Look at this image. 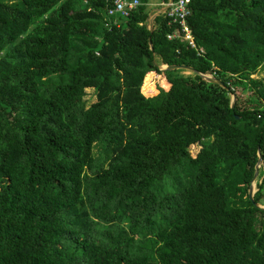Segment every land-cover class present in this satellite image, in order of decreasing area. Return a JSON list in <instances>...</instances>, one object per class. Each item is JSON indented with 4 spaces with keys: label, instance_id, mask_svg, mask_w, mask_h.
<instances>
[{
    "label": "trees",
    "instance_id": "trees-1",
    "mask_svg": "<svg viewBox=\"0 0 264 264\" xmlns=\"http://www.w3.org/2000/svg\"><path fill=\"white\" fill-rule=\"evenodd\" d=\"M85 1L0 0V264H264V0Z\"/></svg>",
    "mask_w": 264,
    "mask_h": 264
},
{
    "label": "built area",
    "instance_id": "built-area-1",
    "mask_svg": "<svg viewBox=\"0 0 264 264\" xmlns=\"http://www.w3.org/2000/svg\"><path fill=\"white\" fill-rule=\"evenodd\" d=\"M88 3V0L85 1ZM192 0H173L167 11L170 24L177 26L178 30L168 35V39H183L188 44L196 48V42L188 24V18L191 15ZM164 4L165 5H168ZM141 5L140 0H113L112 5L108 7L109 16H120L121 18L129 17L134 10Z\"/></svg>",
    "mask_w": 264,
    "mask_h": 264
},
{
    "label": "water",
    "instance_id": "water-1",
    "mask_svg": "<svg viewBox=\"0 0 264 264\" xmlns=\"http://www.w3.org/2000/svg\"><path fill=\"white\" fill-rule=\"evenodd\" d=\"M172 2H173V0H169V4H168V5H165L164 8L158 10L157 14L154 15V16L150 19V21H149V28H150V29H152L153 22H154L155 18H156L157 16L163 14V13H166V12L168 11L169 6H170V4H171ZM179 69H185V70H189V71H194L193 68L188 67V66H183V65L165 66V67L163 68V71H165V70H179ZM203 77H204L207 81H209V82H212V83H218V84L224 86V83L221 82L220 80H218L217 78H215L214 76L203 75ZM234 100H235V98H234ZM234 105H235V104H234V101H233V106H234ZM259 156H260V160H259V163H258V165H257V167H256V173H255L254 179H253V181H252V186H251V189H250V199H251L252 201H254V196H255V194H256V192H257V191L254 190V188H255L256 181H257L258 176H259V170H260L261 166L263 165V158H262L261 153H259ZM256 206L259 207V208H263V209H264V207L261 206V205L256 204Z\"/></svg>",
    "mask_w": 264,
    "mask_h": 264
},
{
    "label": "rangeland",
    "instance_id": "rangeland-1",
    "mask_svg": "<svg viewBox=\"0 0 264 264\" xmlns=\"http://www.w3.org/2000/svg\"><path fill=\"white\" fill-rule=\"evenodd\" d=\"M160 4L158 0H153V6H156ZM156 9V8H154ZM254 78L256 79H259V78H262L264 77V68H262L258 74H256L255 76H253ZM86 102H87V106L89 107L91 104H93L94 102L97 101V91L96 90H93V89H88L87 90V96H86ZM205 143L208 142V140L205 139L204 141ZM99 147V146H98ZM97 147V148H98ZM201 146L200 145H194L191 147V153L192 155L195 157L198 152L201 150ZM96 153L97 154H101V150H100V153L98 151V149L96 150ZM255 191H257V188H256V185H255V188H254ZM264 207V206H263Z\"/></svg>",
    "mask_w": 264,
    "mask_h": 264
}]
</instances>
